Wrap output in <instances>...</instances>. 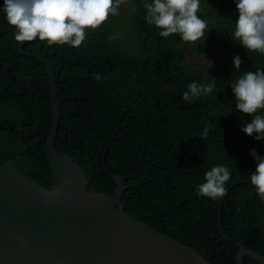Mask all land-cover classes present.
Segmentation results:
<instances>
[{
  "label": "trees",
  "instance_id": "16d2710c",
  "mask_svg": "<svg viewBox=\"0 0 264 264\" xmlns=\"http://www.w3.org/2000/svg\"><path fill=\"white\" fill-rule=\"evenodd\" d=\"M148 2L120 6L117 16L88 30L78 48L46 41L25 48L55 66L63 114L57 149L74 159L93 193L113 196V175L123 177L127 215L212 264H237L238 243L264 257V201L248 180L256 167L250 150L264 155V141L240 130L251 115L235 110L230 87L241 73L264 68V56L232 40L234 0H200L206 39L191 56L208 59L185 64L181 51L195 42L160 37L145 20ZM25 42L13 39L0 13V165L51 190L52 82L43 63L19 56ZM234 55L242 60L240 71L232 70ZM213 79L208 95L191 103L181 99L189 82ZM216 164L230 169L227 192L217 200L197 196L196 186ZM245 264L260 263L246 257Z\"/></svg>",
  "mask_w": 264,
  "mask_h": 264
},
{
  "label": "water",
  "instance_id": "95a60500",
  "mask_svg": "<svg viewBox=\"0 0 264 264\" xmlns=\"http://www.w3.org/2000/svg\"><path fill=\"white\" fill-rule=\"evenodd\" d=\"M37 41H26L18 54L43 63L52 82L54 128L48 155L55 184L47 190L0 165V264H212L197 250L127 215L123 198L129 186L123 177L113 175L117 190L111 197L88 190L78 164L57 149L63 119L60 86L47 57L25 52ZM237 245V264H245L246 257L264 264L259 253Z\"/></svg>",
  "mask_w": 264,
  "mask_h": 264
},
{
  "label": "clouds",
  "instance_id": "9594fccd",
  "mask_svg": "<svg viewBox=\"0 0 264 264\" xmlns=\"http://www.w3.org/2000/svg\"><path fill=\"white\" fill-rule=\"evenodd\" d=\"M123 0H3L0 13L13 27L17 42L39 38L49 45H67L78 48L86 40L88 30L101 26L109 16H117ZM238 18L231 33L232 40L264 56V0H234ZM200 0H150L145 4V20L160 29L159 35L168 38L178 35L183 42H196L205 37L206 21L198 15ZM242 63L238 55L232 57V70ZM99 80L100 75L93 74ZM214 79L207 83L193 80L186 85L181 99L186 103L213 91ZM235 97L234 108L251 115L241 131L257 141H264V68L245 71L230 84ZM254 114V115H253ZM205 126L200 134H208ZM255 170L248 180L259 200L264 201V155L250 150ZM231 172L225 164H216L204 173L203 182L196 186V195L217 200L227 192L226 183Z\"/></svg>",
  "mask_w": 264,
  "mask_h": 264
},
{
  "label": "rangeland",
  "instance_id": "374dc122",
  "mask_svg": "<svg viewBox=\"0 0 264 264\" xmlns=\"http://www.w3.org/2000/svg\"><path fill=\"white\" fill-rule=\"evenodd\" d=\"M132 1L133 0H123V2L121 4V9L122 10H128L131 7ZM201 14H202V11H201V7L199 5L198 15H201ZM205 39H206V34H205L204 38H201L199 41H196L195 43H192L191 45H187L181 51V57L183 58V61L185 64L193 65V64H204V63H206V61L208 59V54H202V55H199L197 57L191 56V52L193 51V46H197V45L203 43L205 41ZM212 49H213V47H208V49H207L208 53H210Z\"/></svg>",
  "mask_w": 264,
  "mask_h": 264
}]
</instances>
